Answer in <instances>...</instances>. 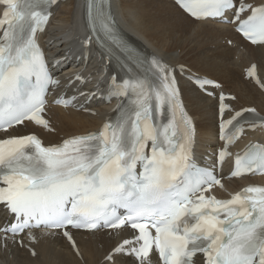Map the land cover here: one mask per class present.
<instances>
[{"label": "snow or ice", "instance_id": "snow-or-ice-1", "mask_svg": "<svg viewBox=\"0 0 264 264\" xmlns=\"http://www.w3.org/2000/svg\"><path fill=\"white\" fill-rule=\"evenodd\" d=\"M56 2L0 0L5 6L0 18L2 131L25 121L52 130L43 114L50 88L60 85L53 71L61 61L50 69L37 32L44 30ZM102 3L86 0L92 35L84 44L94 39L101 47L110 45L135 57L134 74L110 80L108 101H124L99 132L60 144L45 145L35 133L0 139V205L11 217L0 227V243L24 247L25 237L36 242L33 230L59 229L76 248L69 226L88 231L128 228L132 237L110 250L106 264H117L123 257L153 264L154 250L159 264H264V186L246 187L230 199L210 194L214 186L224 187L215 168L231 156L228 146L244 133L245 125L264 127V117L254 108L236 111L221 124L226 146L216 163L199 166L194 156L196 126L183 106L176 70L155 54L135 55ZM179 3L197 21L232 24L252 44L264 45V3ZM248 75L256 76L255 65ZM76 79L83 82L79 75ZM195 79L202 90L221 87L206 78ZM225 99L221 94V102ZM73 100L60 98L56 103L69 107ZM227 107L221 103V116ZM253 172L264 174L262 144L236 155L231 176ZM198 254L202 262L195 259Z\"/></svg>", "mask_w": 264, "mask_h": 264}, {"label": "bare ground", "instance_id": "bare-ground-1", "mask_svg": "<svg viewBox=\"0 0 264 264\" xmlns=\"http://www.w3.org/2000/svg\"><path fill=\"white\" fill-rule=\"evenodd\" d=\"M259 5L264 0H245ZM117 22L125 33L145 49L172 66L179 82L181 96L186 109L196 125L195 155L198 160H213L217 149L223 147L218 141V94L220 91L235 97L229 101L231 108L225 118L238 110L254 108L264 116V86L259 88L246 76L255 65L264 85V45L252 46L245 42L231 24L216 21H195L182 12L173 0H112ZM83 0H60L53 9V16L40 42L53 65L60 85L54 89L57 95L78 94L79 102L86 100L92 92H105L109 74L103 60L94 50L85 46L86 40L83 16ZM3 9L0 7V17ZM181 67L185 71L181 72ZM79 75L83 82L76 79ZM205 77L221 84L220 89H209L216 97L201 93L187 77ZM83 93V95H82ZM97 95V94H96ZM95 95V96H96ZM113 104L106 105L93 99L81 110L61 108L49 104L45 117L52 130L35 126L29 122L0 134L5 139L35 133L45 145L60 144L65 139L98 132L111 114ZM250 141L264 144V129L245 131L241 140L230 146L232 150L242 148ZM231 171L224 164L223 175ZM224 187L216 189V195L227 199L250 184L264 185V177L226 179ZM8 216L0 209V227ZM37 237L30 243L25 237V246L9 242L5 248L0 243V264H106L105 257L122 239L131 237L128 229L92 233L74 231L77 246L75 252L58 232L33 230ZM35 251V255L32 254ZM153 264H158L152 255ZM202 262V259H198ZM117 264H135L132 257H123Z\"/></svg>", "mask_w": 264, "mask_h": 264}]
</instances>
